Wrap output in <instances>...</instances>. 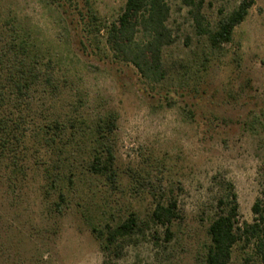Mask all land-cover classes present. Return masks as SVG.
Wrapping results in <instances>:
<instances>
[{"label":"rangeland","instance_id":"374dc122","mask_svg":"<svg viewBox=\"0 0 264 264\" xmlns=\"http://www.w3.org/2000/svg\"><path fill=\"white\" fill-rule=\"evenodd\" d=\"M125 2L89 0L102 23L116 20ZM169 6L177 40L164 50L166 78L150 84L106 49L102 33H88L83 0H0V76L12 59L8 45L19 35L59 88L52 98L32 91L17 109L27 130L20 154L27 176L17 189V211L25 232L37 237L23 246L27 261L17 264H102L89 225L104 231L130 213L139 230L119 242L117 264H203L207 229L226 182L237 194L241 219L252 220L251 207L264 194V0L255 1L232 42L219 50L195 37L182 0ZM222 6L231 8L227 0H207L209 20ZM108 112L118 114L116 186L86 176L85 148L75 152L77 184L52 237L46 228L55 222L43 191L44 172L55 159L37 145L34 131L55 117L66 125L92 124ZM3 190L0 185V198ZM163 192L176 199L180 214L168 240L150 218ZM249 254L235 247L230 264H258Z\"/></svg>","mask_w":264,"mask_h":264},{"label":"trees","instance_id":"16d2710c","mask_svg":"<svg viewBox=\"0 0 264 264\" xmlns=\"http://www.w3.org/2000/svg\"><path fill=\"white\" fill-rule=\"evenodd\" d=\"M83 1L90 13L88 33L94 37L102 33L106 49L118 61L131 65L150 84H159L166 78L164 50L177 40L168 25L169 0H126L116 20L108 23L99 21L91 11L89 0ZM255 1L227 0L231 8L220 7L214 21L205 13L207 0H182V7L186 9L195 37L205 39L211 49L219 50L232 42L234 30L246 20ZM8 46L12 59L8 60L4 77L0 76V185L4 187L0 198V264H17V260L20 263L27 261L23 246L37 239L33 232H25L17 211V189L20 190L27 176L20 156L22 149H26L27 130L24 118L17 116V109L32 91L41 90L52 98L58 95L59 88L53 75L43 71L41 55L30 49L25 38L17 35ZM50 64L48 60L45 65L50 67ZM117 121L116 112L99 116L92 124L75 120L66 125L55 117L34 131L33 139L37 145L49 150L55 159L44 172L43 191L47 199L46 213L55 222V226L46 228L52 237L58 234L56 224L68 205V192L74 191L77 184L73 164L75 152L85 148L83 166L86 176L116 186L114 136ZM73 146L75 150L71 151ZM223 188L225 193L218 200L217 213L207 229L208 245L203 264H230L235 247L243 252L250 251L249 258H256L258 264H264V194L255 199L251 207L252 220L248 222L241 219L233 185L226 182ZM51 197L55 199L51 200ZM159 198L150 218L165 228L168 240L170 226L180 219V214L176 199L165 192ZM89 227L99 243L102 264H117L113 257L118 244L139 230V220L130 213L117 226L106 224L104 231L93 223Z\"/></svg>","mask_w":264,"mask_h":264}]
</instances>
